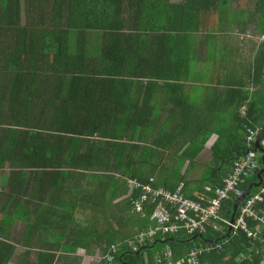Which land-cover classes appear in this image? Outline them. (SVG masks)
I'll use <instances>...</instances> for the list:
<instances>
[{
	"label": "trees",
	"instance_id": "16d2710c",
	"mask_svg": "<svg viewBox=\"0 0 264 264\" xmlns=\"http://www.w3.org/2000/svg\"><path fill=\"white\" fill-rule=\"evenodd\" d=\"M235 1L0 0V264H80L78 250H97L98 264H189L195 246L214 244L222 252L199 264H259L264 243L241 232L216 243L226 234L148 238L152 208L140 218V191L131 193L134 180L172 192L183 182L182 193L198 200L193 192L223 186L247 149L248 128L264 140L263 20L253 63L217 65L218 82L239 96L238 124L218 132L207 177L191 179L214 129L191 134L176 92L199 69L202 12L226 24ZM240 1L244 16L264 18V0L252 15ZM164 93L171 98L162 103ZM166 102L177 112H164ZM262 156L243 192L257 182ZM233 201L223 202L222 217L230 219ZM17 222L24 229L13 239Z\"/></svg>",
	"mask_w": 264,
	"mask_h": 264
},
{
	"label": "built area",
	"instance_id": "2783aa9c",
	"mask_svg": "<svg viewBox=\"0 0 264 264\" xmlns=\"http://www.w3.org/2000/svg\"><path fill=\"white\" fill-rule=\"evenodd\" d=\"M264 41V35L259 36ZM242 109L241 114L245 112ZM247 149L234 161L229 175L223 179V186L216 188L210 194V187H205V192L197 193L198 200L190 198L182 191L184 183L181 182L172 192L163 188H153L150 184L141 185L137 180L132 181V192L140 191L138 199L133 201V212L140 218H145V210L152 208L148 217L155 226L149 230L148 238L155 236L173 237L184 233L189 237L203 238L208 233L236 235L243 233L247 239L264 243V181L254 192L237 204L235 217L231 221L221 216L224 201L233 198V204L244 192L240 185L246 178L254 174L259 168L258 159L261 153L254 145L259 141V146L264 149V140H259L257 128L246 130ZM253 173V174H252ZM151 182L153 178L149 179ZM221 245L195 246L188 252L189 264H199V258L210 255L211 252H222ZM259 264H264V249ZM257 254V252H256Z\"/></svg>",
	"mask_w": 264,
	"mask_h": 264
},
{
	"label": "crops",
	"instance_id": "0c3cea01",
	"mask_svg": "<svg viewBox=\"0 0 264 264\" xmlns=\"http://www.w3.org/2000/svg\"><path fill=\"white\" fill-rule=\"evenodd\" d=\"M181 1L182 0H171L172 3H180ZM259 1L260 0H247V10L249 9L250 15L253 14L251 9L253 10L255 3ZM240 3V0L232 3V11H234V13L230 21L226 24H217L209 15L202 12L201 24H198L200 30L198 35L201 36V39L196 43L197 46L202 48V55H199L200 58H197L199 69L198 72L195 73V76L189 77L183 83L182 90L176 92V95H181L183 99H186L187 103L186 106L182 107V111L186 113L184 118L188 124H191L189 125V128L191 127V134H198V132H200V134L201 132L204 133L205 130H203V128L204 126L207 127V125L211 126L215 131L209 135L198 159L203 158L210 161V149L219 139L218 132L224 128L229 130L233 128L234 130L238 124L237 115H235V113L237 112L238 114L237 104L239 96L236 92L234 93L228 89L226 90L227 87H224L223 84L221 85L218 82L217 65L224 63V65H230L229 70H234L233 65L241 63L251 64L263 45L256 38L259 35L258 24L263 21L264 18L260 19L258 23L253 22L249 16H244L242 14L246 10V1H243V6H240ZM207 46L209 47V54L205 55L207 52H204ZM224 57L228 58L222 61ZM202 61L204 63H211L209 65H212L213 73H205ZM236 71L238 72V68H236ZM221 79H223V77H221ZM168 106L169 109H172L166 111H176L175 104L169 102ZM241 111L240 115L242 116ZM261 119L263 120L264 116ZM197 124L200 125V127L197 128ZM236 134L239 133H234L233 137H230V139H234ZM201 164L208 167V164ZM185 169L186 165L182 172H184ZM197 193H199V191L193 192L194 196H196ZM127 197H129V195ZM75 255L81 258L80 264H85L83 261L84 259H92L93 257L96 261H90V264H98V262L102 260L101 257H98L99 252L97 250H95L92 256H86L84 252L80 250H78ZM109 261H111L110 258ZM11 262L15 264L13 260L8 262V264H11Z\"/></svg>",
	"mask_w": 264,
	"mask_h": 264
},
{
	"label": "rangeland",
	"instance_id": "374dc122",
	"mask_svg": "<svg viewBox=\"0 0 264 264\" xmlns=\"http://www.w3.org/2000/svg\"><path fill=\"white\" fill-rule=\"evenodd\" d=\"M87 39H89L87 46H89V47H91L93 45L95 46L96 40H95V36L92 33H90L87 36ZM200 39H201V36H199L198 40H200ZM198 40H196V43L199 42ZM191 74H193V73H191ZM193 75L195 76V74H193ZM199 79H200V77H199ZM157 96H158L159 100L162 101V103L164 102V100L166 98H171L169 95H167L165 93L163 95H157ZM166 106H168V102H166ZM170 109H172V108H170ZM170 109H169V106L164 107V105H163L164 112L166 110H170ZM201 163L208 164V167H205ZM190 170H191V173H190L191 179H199V178L205 179L207 177L208 173L211 171L210 161L207 159H203V158L197 159V163L194 165V167H191ZM114 224L116 227H118L117 222H114L113 225ZM23 229H24V225L20 222H17L15 224V232H13V237H15V238H13V239H16V237H18V235H21L23 232ZM18 251L21 252V250H19V249H18ZM83 261L85 262V264H90L91 263L90 261L94 262V261H96V259L93 257L92 259H84ZM11 264H13V263L11 262Z\"/></svg>",
	"mask_w": 264,
	"mask_h": 264
},
{
	"label": "water",
	"instance_id": "95a60500",
	"mask_svg": "<svg viewBox=\"0 0 264 264\" xmlns=\"http://www.w3.org/2000/svg\"><path fill=\"white\" fill-rule=\"evenodd\" d=\"M255 149L258 150V151H260V152L263 154V156H262V165H263V166H262V169L256 174L257 182L251 184V185L245 190L244 194H243L240 198H238V199L235 201V203L233 204V213H232V215H231V221L233 220V217H234V215H235V212H236V209H237V204H238L241 200H243V199L245 198V196H247V195L249 194L250 190H252L253 188L258 187V186L262 183V173H264V149H262V148L259 146V141H257V142L255 143ZM229 235H230V230H228V233H227L225 236H223V237H221V238L215 240L213 243L223 241V240L227 239V238L229 237Z\"/></svg>",
	"mask_w": 264,
	"mask_h": 264
},
{
	"label": "clouds",
	"instance_id": "9594fccd",
	"mask_svg": "<svg viewBox=\"0 0 264 264\" xmlns=\"http://www.w3.org/2000/svg\"><path fill=\"white\" fill-rule=\"evenodd\" d=\"M260 185H261V184H260ZM260 185H259V186H260ZM259 186H258V187H259ZM256 188H257V187H256ZM250 191H251V190H250ZM247 196H248V195H247ZM245 197H246V196H245ZM234 217H235V215H234ZM234 217H233V219H234ZM230 220H231V217H230ZM229 236H230V235H229Z\"/></svg>",
	"mask_w": 264,
	"mask_h": 264
}]
</instances>
